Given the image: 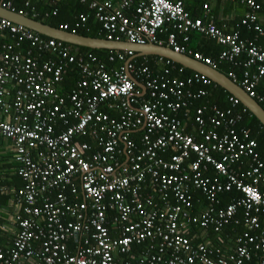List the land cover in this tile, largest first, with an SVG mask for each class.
<instances>
[{
    "label": "built area",
    "instance_id": "obj_1",
    "mask_svg": "<svg viewBox=\"0 0 264 264\" xmlns=\"http://www.w3.org/2000/svg\"><path fill=\"white\" fill-rule=\"evenodd\" d=\"M78 1L88 5L108 41L163 46L160 36L172 28L182 42L171 32L164 46L211 68L216 61L190 49V33L223 48L217 61L245 55L240 79L228 77L263 100L256 87L264 76V45L242 39L238 30L225 33L192 19L180 0ZM238 1L249 9L241 24L264 37L256 16L264 0ZM0 7L12 10L10 3ZM110 52L117 54L109 62L122 66L108 70L92 54L72 53L63 42L0 18V139L10 142L23 182L12 191L17 231L0 244V264H264V162L248 131L236 130L241 116L199 107L195 134L186 133L177 112L208 95L188 89L212 82L194 72L186 80L169 77L173 63L162 59L167 68L155 75L147 65L135 67L133 52ZM72 65L79 80L63 95L58 86ZM245 158L252 165L237 170ZM232 190L240 198L220 205V195ZM232 221L245 230L229 250L193 245L185 235L188 225L219 233ZM1 232L8 228L0 216Z\"/></svg>",
    "mask_w": 264,
    "mask_h": 264
},
{
    "label": "trees",
    "instance_id": "obj_2",
    "mask_svg": "<svg viewBox=\"0 0 264 264\" xmlns=\"http://www.w3.org/2000/svg\"><path fill=\"white\" fill-rule=\"evenodd\" d=\"M180 1L182 2L185 11L189 13L192 19H200L204 24H206L203 18H201V15H197L195 13L194 6H191L190 8L187 4V0H180ZM207 1L208 0H204V2ZM254 1L259 2L260 0H254ZM0 2L10 3L11 9L14 10L15 12H22L26 14L29 18L35 19L39 22L50 25L54 28H61L62 26H66L67 27L66 30L68 32H75L76 34L86 37L104 38V34L100 31L101 24L94 18V13L88 8L87 4H82L78 0H30L29 6H25L24 0H0ZM230 2L241 3L238 0L230 1ZM204 6L208 8V5L204 4L203 7ZM53 12L55 13V15H53ZM33 15H35V17H32ZM81 15L86 17V20L84 22H81L80 20ZM241 22L242 19L236 23L238 25L240 37L247 41L256 42L255 44L261 45L258 43V40L261 37H257L256 32L251 27H249V25L241 24ZM247 28L252 30L251 37H250L251 33L250 32L247 33L246 31ZM171 32L176 34L177 41L181 43L182 42L181 37L177 35V32L172 28H169L166 34L160 36L163 42H165L167 35ZM197 35L199 34L190 33L189 42H191L192 38H196ZM42 37L47 38L44 36ZM65 45L71 50L72 53H76L78 55L92 54L96 56L99 61L103 62L106 65V68L108 70L117 69L123 65V62L117 59L114 62H109L108 60L109 56L111 54L116 55L117 54L116 52H110L106 50H93L84 47L72 46L69 44H65ZM24 47L27 48V45L24 44L23 48ZM222 49L223 48L221 46H218L215 43V41L210 38H206V39L204 38L201 41L200 45L198 46L199 52H201L204 56L210 57L214 61H216L217 63L216 68L220 72H222L226 76H229L230 73L240 76L243 71V63L246 59L245 55H241L233 63L225 62V61L223 62L217 61L218 55L220 54ZM164 61L166 60H162V62ZM162 62H159V58L157 57H147V58L139 57L133 61V64L135 65L136 68L142 65H147L153 74L161 75L163 74V71L167 68V66H165V64H162ZM170 68H172V70L169 74V77L178 78L180 80H186L193 75L192 71L182 68L177 64H172ZM166 77H168V75ZM78 80H79V74L77 72V69L72 65L67 71V74L64 75L62 82L58 86L61 94L68 95V93L75 86ZM194 86H196L197 90L205 89L206 91L209 92V95L206 97H203L198 100H191L192 102L190 104H193L195 108L204 105L215 104L220 109L224 110L227 108V105L231 106V103L229 102V98L232 96H230L225 90H223L219 86L213 83H211V86L209 85L210 87L201 84ZM256 93L259 97L263 99L262 101L256 99V101L264 110V76L262 77L261 81L256 87ZM235 113L241 114V119L237 123L236 130L248 131L250 138L256 141L257 151L259 155L262 157V160L264 161V127L241 104H239L238 107L235 108ZM79 140L91 142L90 138H80ZM242 164L244 163L242 162ZM10 166L11 168L13 167V165ZM243 169H247V166L244 167ZM208 174L209 176L213 175V171L209 172ZM11 186H13L15 190L23 186V182L18 175L15 174L14 176H12L11 180L9 181L0 180V187H6L11 189ZM259 190L264 196V186L260 184ZM240 196H241L240 193L236 190L225 192L219 197L220 205L226 206L232 202H235L240 198ZM5 197L6 200H9L10 198H12V195L7 194L5 195ZM205 204L206 202H202V206L198 208L194 207L195 209L193 208L194 210H192L193 213H198L201 209L204 208ZM236 219L238 220L239 218ZM262 222L264 223V218H262ZM186 228L187 231H185V235L193 245H197L199 243H209L211 246L217 249L223 248L226 250H229L230 248L235 246V240L245 230L240 223L236 224L233 221L230 222L228 225H225L219 233L213 232L211 227L202 228L199 225H188ZM139 248L140 246L134 245L132 247V251L137 253V250H139ZM253 260L254 263H257V260H259V255H256V257Z\"/></svg>",
    "mask_w": 264,
    "mask_h": 264
},
{
    "label": "water",
    "instance_id": "obj_3",
    "mask_svg": "<svg viewBox=\"0 0 264 264\" xmlns=\"http://www.w3.org/2000/svg\"><path fill=\"white\" fill-rule=\"evenodd\" d=\"M0 18L6 19L16 25L32 30L41 36L55 39L72 46L84 47L93 50H106L118 52H133L136 57H159L166 59L173 64L200 74L212 83L225 90L230 96L236 98L241 105L248 110L264 127V110L259 103L250 97L239 85L234 83L228 76L217 69L211 68L202 62L196 61L190 56L173 52L166 46L154 44L136 45L127 41H108L104 38H92L82 36L73 32L54 28L50 25L39 22L18 12L0 7ZM129 78L140 89L144 90L142 84L136 81L130 74Z\"/></svg>",
    "mask_w": 264,
    "mask_h": 264
},
{
    "label": "crops",
    "instance_id": "obj_4",
    "mask_svg": "<svg viewBox=\"0 0 264 264\" xmlns=\"http://www.w3.org/2000/svg\"><path fill=\"white\" fill-rule=\"evenodd\" d=\"M187 4L190 8H191V6L195 7V13L197 15H201V18H203V20L206 22V25H210V24L214 25L216 28H218L219 30H221L222 32H225V33H231L233 31V29L238 30V25L236 23L239 22L241 19L243 20L246 13L249 11L248 7L246 6V3L241 4L238 2H230L228 0H208L207 2H204V0H189V2H188V0H187ZM204 4L208 5V8L206 10H204V7H203ZM256 16H257V23L258 24H264V11L263 10L258 11ZM246 31H247V33L252 32V30L248 29V28L246 29ZM247 35H249V34H247ZM251 36H252V33L250 34V37ZM196 38H197V40H196ZM196 38H192L191 42H189V47L193 51H198V46L200 45L201 41L204 38L206 39L207 37H204L202 35H197ZM258 43L261 45H264V37L259 38ZM218 46H220V45H218ZM171 70H172V68H171ZM240 76H237L238 79H240ZM261 79H260V81H261ZM188 90L195 92L197 89H196V86L193 85ZM208 95H209V92H208ZM191 102L192 101L190 100L187 109L186 108L181 109L180 111L177 112L176 116L179 119H181L183 129L186 133L195 134L194 112L197 108H195L193 104H190ZM211 106L218 107L215 104L204 105L201 107H206L207 111H208V109L211 108ZM237 107H238V105L232 106V104H231V106L227 105L226 109H232V113L236 114L235 108H237ZM237 114H239L241 116L240 113H237ZM236 127H237V124H236ZM217 132L221 133L222 129L221 128L218 129ZM133 138H136V136ZM256 151H257V149H256ZM257 153H258V151H257ZM258 156H259V159L261 161H263L262 157L259 155V153H258ZM242 162L244 164H242ZM14 164L15 163L12 160V151H11L10 142L5 141L3 139H0V180H4V181L11 180V177L15 175ZM10 165H13V167L11 168ZM251 165H252V161L250 159L245 158V159H242L241 161H239V164H237L235 166V168L237 170L244 171V170H246V169H243L244 167L247 166V169H248ZM261 185L264 186V184H261ZM14 190L15 189L13 188V186H11V189H8L5 192L0 190L1 222L4 225H6V227L8 228V233H2V232L0 233V244H2V242L6 243L7 241H10L12 238V234L17 231V227L14 225V223H12L13 217L16 214V212L18 211L17 205L15 203H13V201H12L13 196L9 200H6V197H5V195H7V194L12 195ZM138 252L139 251H137V253Z\"/></svg>",
    "mask_w": 264,
    "mask_h": 264
},
{
    "label": "bare ground",
    "instance_id": "obj_5",
    "mask_svg": "<svg viewBox=\"0 0 264 264\" xmlns=\"http://www.w3.org/2000/svg\"><path fill=\"white\" fill-rule=\"evenodd\" d=\"M162 40V39H161ZM163 41V40H162ZM164 43V42H163ZM165 45V43L163 44V46ZM134 56H135V54H134ZM136 58H139V57H136ZM135 57H133L130 61H134L135 59H136ZM140 58H147V57H140ZM157 58H159V57H157ZM159 59H162V60H166V59H163V58H159ZM131 75V74H130ZM132 76V75H131ZM133 77V76H132ZM134 78V77H133ZM135 79V78H134ZM136 80V79H135ZM232 80V79H231ZM137 81V80H136ZM235 83V82H234ZM237 84V83H236ZM238 85V84H237ZM138 87V86H137ZM241 87V86H240ZM139 88V87H138ZM142 90V89H141ZM143 91V90H142ZM236 99V98H235ZM239 104H241L240 102H239ZM238 104V105H239Z\"/></svg>",
    "mask_w": 264,
    "mask_h": 264
}]
</instances>
